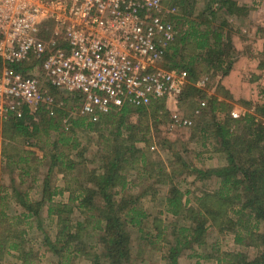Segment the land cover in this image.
Here are the masks:
<instances>
[{
  "label": "rangeland",
  "instance_id": "obj_1",
  "mask_svg": "<svg viewBox=\"0 0 264 264\" xmlns=\"http://www.w3.org/2000/svg\"><path fill=\"white\" fill-rule=\"evenodd\" d=\"M230 1L235 4L232 14L220 10L218 3L212 4L210 0H162L161 16L176 28L179 38L188 30L190 22L198 25L200 32L209 30L211 34H219V43L212 37L216 43L212 40L214 54L207 58L211 63L218 54L220 61L223 60V68L239 55L248 59L252 67L247 73L241 72L240 76L243 84H249L248 89L256 96L259 106L264 103V0ZM247 35L250 39L246 38ZM179 38L173 42L177 43L178 49L172 58L174 63L169 53L162 67L175 64L189 68L193 64L198 75L195 81H190L191 86L195 87L198 80L207 78L205 89L195 88L205 96L216 93L220 82L217 73L202 62V55L197 56L199 52L192 39L181 44ZM232 38L236 39L238 50L235 46L233 48ZM36 75L43 83L42 74L37 72ZM43 88L48 89L45 84ZM51 95L55 104L53 116H49L47 108L42 106L32 120L25 122L28 127L24 131L14 129L9 123H0V264H109L100 243L108 207H103L97 195L87 208L80 207L79 201L82 191L95 189L90 181L95 174L98 176L103 150L112 151L103 144L101 135L113 142L117 132L122 133L120 140H126L123 141L124 147L133 144L147 154L146 165L135 161L139 154L129 160L123 156V169L119 174L125 178L126 185L124 189L117 186L110 193L115 202L139 197L138 207L146 215L140 227L126 224L123 229L124 236L129 238V258L125 264H170L168 250L175 246L177 238H181V228L195 224L188 211L178 217L167 213V197L173 189L178 190L186 209L199 212L203 208L198 200L220 192L219 179L214 176L201 180L194 173L182 172L173 180L168 179L170 163H176L178 159L197 171L221 168L226 162L227 157L220 159L216 154L220 146L218 142L215 145L210 134L204 139L198 135L203 126L202 116L210 122L204 125L205 129L216 126L210 120L207 106L203 107L205 110L199 107V103H206L207 99H202V95L192 99L183 96L174 113L170 105H163L157 116L150 113L146 116L147 125L144 123L143 126H147L148 131L144 128L141 132V118L137 114L124 120L114 118L103 128L74 127V122L84 117L79 114V102H74L75 98ZM175 112L184 118L191 117L192 125L180 127L173 124ZM253 114L256 122L264 123V118ZM51 117H59L62 122L56 126L57 119L49 124ZM98 130H103L102 134ZM241 135L243 133L238 132L236 136ZM142 137L143 142L137 141ZM67 138L70 141L65 145L61 139ZM259 149L263 152L260 153ZM235 151L239 169L260 167L264 162V143L259 148L252 147L249 153L247 148H243L240 155ZM21 158L25 161H20ZM68 165L72 169H68ZM175 165L180 169L178 164ZM260 169L263 170V180H256V190L264 203V166ZM238 176L243 178L241 174ZM241 192L240 186L229 192L226 206L229 213L219 220L222 227L213 225V221H205L201 244H183L177 255V264H227V254H240L246 261L254 262L260 256L262 246L257 237L263 233V227L254 217L255 204L245 210L241 208L244 202ZM203 218L208 219L206 214ZM60 233L63 235L59 238ZM12 245L17 249H11Z\"/></svg>",
  "mask_w": 264,
  "mask_h": 264
},
{
  "label": "built area",
  "instance_id": "obj_2",
  "mask_svg": "<svg viewBox=\"0 0 264 264\" xmlns=\"http://www.w3.org/2000/svg\"><path fill=\"white\" fill-rule=\"evenodd\" d=\"M161 11L162 0H0V123L42 106L53 116L50 89L92 122L158 100L174 113L190 80L161 65L176 37ZM172 123L192 125L177 112Z\"/></svg>",
  "mask_w": 264,
  "mask_h": 264
},
{
  "label": "trees",
  "instance_id": "obj_3",
  "mask_svg": "<svg viewBox=\"0 0 264 264\" xmlns=\"http://www.w3.org/2000/svg\"><path fill=\"white\" fill-rule=\"evenodd\" d=\"M210 2L218 3L219 9L224 10L227 14H232L233 9L235 7V4L231 2L230 0H210ZM189 28L184 34L179 38V34L176 35L175 40L177 38L180 39L179 43L183 44L184 41L187 39H192L195 43V50L199 52L197 56L201 57L202 55V62L206 65L212 67V69L215 72L221 73V76L226 75L229 69V65L226 68H222L223 60L220 61L219 54L215 56L214 62L211 63L207 61V58L209 56H212L214 54L213 52V42L212 40L215 39L217 43H219V39L221 36L217 33L211 34L209 30H205L204 32H200L198 30V25H195L194 22L189 23ZM175 28V27H174ZM176 31V28H175ZM177 32V31H176ZM213 37V39H212ZM214 41V40H213ZM214 41V42H215ZM215 42V43H216ZM175 43V42H174ZM172 43L169 49L167 50L164 60H167L168 56L171 53V59L176 56L177 53V43ZM173 63H174V59ZM199 62L200 59L197 57L195 58ZM195 63V61H194ZM165 67V66H164ZM0 69H1V62H0ZM165 69H178V70H185L188 73L189 80L191 82L195 81L198 74H196V70L193 67V64H190L189 68H186L184 66L175 65L173 64L171 67H165ZM51 94L57 95L52 89L49 90ZM196 95H202V99L206 98L205 107L207 106V113H212L216 111L218 104L216 102V99L212 96H205L204 93H202L200 90L196 89L195 87L191 86L189 84L183 94L181 95L180 100H182V97L185 96L186 98L192 99ZM189 99V100H190ZM79 102V100L76 98L74 99V102ZM191 101V100H190ZM164 101L158 100L151 102L146 107L141 108H132L129 106H124L120 110L111 111L106 115H100L98 120L96 122L90 121L86 117H80L78 122H74V127H85L88 130L92 129L94 126L98 127H104L107 124L111 123V121L114 118H121V120H124L127 117H130L131 115L137 114L140 116L139 118V124H141V127L139 128L142 132L144 128L148 131L147 126H143L144 123L147 125V115L150 113L153 117L158 115V111L161 108H164ZM193 105V104H192ZM204 110L206 108H203ZM221 111H228V106L226 104L222 108ZM58 113V111H57ZM255 113L261 117L264 118V103H262L259 106H256ZM61 114H64L63 112ZM34 115V114H33ZM33 115L28 113L27 110H25L24 115L20 119H14L13 117L10 118V120L4 124L11 125L14 129L20 131L25 130L28 127V124L25 123L27 121H30L33 119ZM213 118V116H211ZM59 118V117H58ZM58 118L51 117L49 120V124L51 122H56ZM210 120L213 121V119L210 118ZM62 122L58 119V123H56V126ZM209 119H205V116H202L201 124H209ZM86 124V125H84ZM131 126V125H130ZM71 129V128H70ZM72 131V129H71ZM100 134H102L103 130H98ZM235 132H242L243 135L237 137L234 136ZM64 133V132H63ZM209 134L208 132H206ZM147 134V133H146ZM212 134H215L216 142H218L220 149H222L225 152V155L227 157L228 166L222 169H213L208 171H197L196 169L189 167V165L185 164L182 160H175L176 163L172 162L170 163V174H169V180H173L176 175L182 174V172L186 173H194L196 176L202 180L209 178L211 176H214L215 178L219 179L220 182V192H217L218 194L214 195H206L203 196L200 200H198V204L200 205V208H203V211H193L191 209H186V205L182 204L181 196L178 192V190H172V193L170 194V197H167L166 201V212L171 214L174 217L181 216L182 213L185 211H188L187 213L191 214V217H193V223L195 226L191 227H185L181 228L180 235L181 238H177V242L175 246L170 248L168 250L169 255L167 259H169L170 264H177V255L181 251V249L185 245H190L192 242H195L196 244H201V240H203V234L205 233L204 229V223L205 221H213V225L216 224L218 227H222L219 220L221 219V216L225 218V216L228 215V209L226 206L229 204L228 196L229 192L232 189L238 190V186L242 189V197L244 198V202L242 205V209L245 210L248 206L251 204H255V210H254V217L257 219V222L262 224L263 227V233L258 235L257 239L262 246V252L260 256L254 261V262H248L246 259L240 255V254H227L228 260L227 264H264V203L258 198V192L256 190V180H263L262 172L263 170L260 169L264 166V162L260 164V167L254 166L248 167L246 169L243 168L239 169L237 164V155L236 151L240 155V151H242L243 148H247V152L249 153L251 151V148L255 146V148H259L261 143H264V123L262 122H256L255 117L250 114H246L241 120H230L225 119L223 123L216 124V132L212 129ZM122 133L117 132L115 134V137H113V142L107 140L104 138V136L101 135L103 139V144L105 143V146L112 148V151H105L103 150L102 153V162L100 166L99 172L89 178L90 181L95 189H87L82 191V196L79 201V206H87L92 203V200L97 195V197H100L103 207L106 208V222L104 227V236L100 238V243L104 246V252H105V259L108 260L107 262L109 264H125L126 261L129 258V238L125 237L123 234V229L125 225H129L131 227H140L141 221L146 218L145 212L141 208L138 207V200L139 197L135 199L125 200L121 199V201L115 202L112 200L111 197H113L110 193L111 191L117 187L121 186V189H124L125 178L123 176H120V172L122 171V158L124 156L129 160L130 158H134L135 154L137 155V160L141 163V165H146V153H142L141 151L137 150L133 144H130L126 147L123 146V141L126 142V140H120ZM233 137V138H232ZM206 138V136L204 137ZM144 137L141 138V140H137L140 142H143ZM70 138L67 139H61V142L67 145L69 143ZM240 142H245L244 145H242ZM249 145V146H248ZM125 151V152H124ZM258 151V150H257ZM260 153L263 152L261 149H259ZM123 152L125 154H123ZM146 155V156H145ZM20 161H25L21 158ZM124 163V162H123ZM178 164L180 166V169H177L176 165ZM176 167H175V166ZM68 169H72L71 165H68ZM125 170V169H124ZM101 173V174H100ZM241 174V176L244 178L239 179L238 175ZM238 176V177H237ZM255 178V179H254ZM242 186V187H241ZM237 187V188H236ZM262 193V192H261ZM236 198H239V196H236ZM227 208L225 210L224 208ZM203 212V213H202ZM238 213V212H235ZM122 214V216H121ZM205 214L207 215V218L205 217ZM125 217H124V216ZM200 218L201 221L199 220ZM124 220V222H123ZM125 223V224H124ZM62 233L58 234L57 237H62ZM58 240V239H57ZM238 240V239H237ZM236 240V241H237ZM183 246V247H182ZM11 249H17L16 245L10 246ZM166 260V259H165ZM25 264V263H24Z\"/></svg>",
  "mask_w": 264,
  "mask_h": 264
},
{
  "label": "crops",
  "instance_id": "obj_4",
  "mask_svg": "<svg viewBox=\"0 0 264 264\" xmlns=\"http://www.w3.org/2000/svg\"><path fill=\"white\" fill-rule=\"evenodd\" d=\"M236 23L239 24L238 20L236 21ZM241 24L244 25V23H241ZM246 38L250 39V36L247 35ZM232 45H233V48L234 46L236 47L235 38H232ZM236 49L238 50L237 47ZM248 62H249L248 59L246 60V58L239 55L238 58L236 57L235 60L233 59L232 62L229 63V69L226 75L221 76L219 72H216L217 76L220 79V82L217 85V88L219 89L216 90V93L214 94L212 93L209 95L216 99V102L218 103L216 106L219 107V108H216V111L209 113V117L213 119V122H215V124L223 123L225 119H230L233 121L241 120L246 114L254 115L253 113L255 112V109L257 106L256 102L258 103L257 98L254 95V93H252L251 90L248 89L249 84L245 85V83L244 84L242 83V81L244 80H242L240 76L241 72L247 73L248 72L247 70L251 69L249 67H252V66H249ZM237 86H239V88ZM223 93H225L226 95L224 96ZM225 104L226 106H228L227 112L221 111L223 110L222 108ZM221 113L225 114V116H223ZM211 116H213V118ZM190 118L191 117H189L188 119L192 120ZM206 130L211 135L210 139H213L216 145L215 134H212V129H205L203 125L199 129L198 135L201 137V139H204L205 136L206 137L208 136V134L206 133L207 132ZM214 131L216 132V126L213 129V133ZM235 135H237V132L234 133V136ZM218 148L219 149H217L215 152L216 154H218V156L221 157L220 159H223L224 156L226 157L225 152L222 149H220V147ZM225 161H226L225 164H223L221 168L219 167V168H214V169H222V168L227 167L228 166L227 159ZM217 187H218L217 189H219V186Z\"/></svg>",
  "mask_w": 264,
  "mask_h": 264
}]
</instances>
